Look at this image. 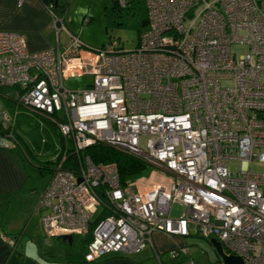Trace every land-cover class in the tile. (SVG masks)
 Instances as JSON below:
<instances>
[{
  "label": "built area",
  "instance_id": "1",
  "mask_svg": "<svg viewBox=\"0 0 264 264\" xmlns=\"http://www.w3.org/2000/svg\"><path fill=\"white\" fill-rule=\"evenodd\" d=\"M144 1L148 28L129 51L116 42L92 49L67 30L64 49L30 52L23 35L0 31V88L57 118L77 156L72 170L63 155L40 197L42 230L86 234L105 198L109 214L93 228L87 262L153 248L158 232L215 239L243 264H264V173L251 170L264 164V0ZM47 7L58 34L63 19ZM81 76L91 78L84 88L65 85ZM0 120L12 147L13 124L4 112ZM96 143L140 157L168 183L123 184L114 163L80 156ZM167 253V264H195L184 242Z\"/></svg>",
  "mask_w": 264,
  "mask_h": 264
},
{
  "label": "crops",
  "instance_id": "2",
  "mask_svg": "<svg viewBox=\"0 0 264 264\" xmlns=\"http://www.w3.org/2000/svg\"><path fill=\"white\" fill-rule=\"evenodd\" d=\"M59 1L65 4L66 11L62 17L65 27L61 28L59 23L55 25L58 34L54 31L53 15L42 0H0V31L23 35L30 52L64 49L68 41L67 30L77 35L85 46L98 49L101 43L95 38V28L112 0ZM8 144L6 138L0 141V264H65L64 259L56 261L52 250L44 251L37 239L39 232L46 243H51L53 238L42 230L43 210L38 203L57 165L54 157L57 152L61 154V145L57 142L55 146H48L46 139L43 148L34 151L28 145L23 146L21 140L12 147ZM163 173L155 169L154 175L151 174V185L167 184L169 178ZM3 236L13 238L14 244L4 240ZM152 240L153 249L160 248L165 241L174 246L184 241L158 232ZM85 264L123 263L114 260Z\"/></svg>",
  "mask_w": 264,
  "mask_h": 264
},
{
  "label": "rangeland",
  "instance_id": "3",
  "mask_svg": "<svg viewBox=\"0 0 264 264\" xmlns=\"http://www.w3.org/2000/svg\"><path fill=\"white\" fill-rule=\"evenodd\" d=\"M147 28V8L144 0H128L127 8L117 6L114 0H112L107 8L103 10L101 17L99 18V23L95 28V38L101 43L97 48L105 46L111 42H116L117 50H132L137 46L140 34L146 31ZM234 49L239 50V47H234ZM90 79V76L71 78L65 82V85L71 89H82L90 82ZM0 112H4L5 116L9 115L11 119L10 121L16 123V132L21 138L23 146L28 145L32 150L38 151L40 148H43L46 139L50 140V138H52L53 140H57L52 129L44 126L45 124L47 125V123L44 119L39 117L42 116L43 118H48V116L41 114L36 115L22 107H16L15 109L10 110L2 98L0 99ZM53 119L57 122V118H51V121H53ZM61 138L62 143L68 147L70 152H72V142L62 135ZM2 140H5L3 136L0 137V141ZM59 153H56L54 162H57V160L61 162L63 159V153ZM228 167L231 171H235L237 168L235 162H229ZM154 170L155 168L151 166L143 173V177L133 180L136 185L135 188L138 189L140 186L141 190V188H146L151 185V174L154 175ZM251 170L257 173H264V164L253 163L251 164ZM181 210V207L175 205L172 208V214L178 215ZM37 239L39 240V245L44 251L49 249L52 250L53 255L57 257L56 261L62 262L64 259L62 240L60 241L59 238L53 237L51 243H46L44 235L41 232H39ZM183 240L188 246V254H183L185 259H192L195 264H223L221 257L216 253L213 245L210 243V238L204 239L193 234L189 237H185ZM174 247H176L174 244L165 241L160 248L155 247L153 249L150 246V248L148 247L137 253H111L103 256V261L99 260L97 263L111 262L115 260L117 262H122L123 264H159L154 254L155 249V251L161 254L162 261L166 263L167 251ZM227 251V249H224V252Z\"/></svg>",
  "mask_w": 264,
  "mask_h": 264
},
{
  "label": "trees",
  "instance_id": "4",
  "mask_svg": "<svg viewBox=\"0 0 264 264\" xmlns=\"http://www.w3.org/2000/svg\"><path fill=\"white\" fill-rule=\"evenodd\" d=\"M47 6L51 7L53 12L55 13L56 16L58 17H63L65 15L66 9L65 4L61 3L58 1L57 5L55 6L51 0H42ZM115 4L116 0H114ZM118 6V5H117ZM128 7V2L127 6ZM14 88V87H13ZM13 88L10 87H1L0 88V99L2 98L3 101H5L6 106L12 110L15 109L16 107H22L30 112L35 113L36 115L39 114L29 108H26L19 104L17 100L12 96V90ZM42 115V114H41ZM39 116V115H38ZM10 119V116H7ZM44 121L47 123L44 126H46L49 129H52V132H54V135L56 136L57 140H53L50 138V140L47 139V144L50 146L51 144L55 146L57 142L61 145V154L66 155V159L61 163L63 168L66 169H78L77 166V156L70 152L68 147H66L62 143V138H61V133L58 130L57 127V122L56 120L53 119L51 121V117L49 118H43L42 116H39ZM11 120V119H10ZM13 128H14V133L16 135V139L18 142H20L21 138L16 132V123L12 122ZM9 125L2 120H0V130L2 133H5L9 129ZM52 127V128H51ZM17 142V143H18ZM50 144V145H49ZM61 156V155H60ZM80 156H89V158L94 162V163H114L117 166L120 181L123 184H128L129 182H132L133 180L143 177V173L151 167V165L146 162L145 160L141 159L140 157L121 151L119 149H116L114 146L109 145V144H104V143H96L92 146H89L84 149L82 153H80ZM60 158V157H59ZM58 158V159H59ZM60 164L59 161H57V165ZM54 167L53 169L55 170ZM54 172V171H53ZM52 172V174H53ZM51 174V176H52ZM50 176V177H51ZM103 204L97 212L92 216L91 221L89 222L90 225L88 226V231L84 235H73V241L72 243H69L68 241H63V250H64V263L65 264H85L87 261L84 258V255L87 251V245L92 239V231L93 228L95 227V224L106 217L109 213L108 210L106 209V199L103 198ZM77 237V240H76ZM61 241L62 239L59 238ZM101 257L100 259L96 260L97 261H103ZM102 259V260H101ZM95 262V261H93ZM90 263V262H89ZM164 263V262H163ZM164 264H167L164 263Z\"/></svg>",
  "mask_w": 264,
  "mask_h": 264
},
{
  "label": "water",
  "instance_id": "5",
  "mask_svg": "<svg viewBox=\"0 0 264 264\" xmlns=\"http://www.w3.org/2000/svg\"><path fill=\"white\" fill-rule=\"evenodd\" d=\"M53 4L56 6L59 0H51ZM63 241H68L72 243L73 236L72 235H64L61 237ZM210 243L213 245L216 253L221 257L223 264H243L241 257L235 255H227L223 251L222 244L215 239H211Z\"/></svg>",
  "mask_w": 264,
  "mask_h": 264
}]
</instances>
